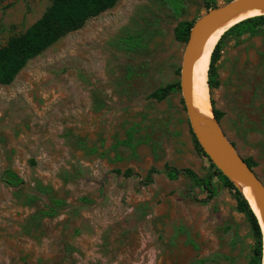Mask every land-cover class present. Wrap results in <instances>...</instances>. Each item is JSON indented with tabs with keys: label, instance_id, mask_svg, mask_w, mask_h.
Listing matches in <instances>:
<instances>
[{
	"label": "rangeland",
	"instance_id": "1",
	"mask_svg": "<svg viewBox=\"0 0 264 264\" xmlns=\"http://www.w3.org/2000/svg\"><path fill=\"white\" fill-rule=\"evenodd\" d=\"M50 1L0 0V46ZM211 1L231 0H118L0 84V264L257 258L245 213L199 151L180 86L152 95L179 85L187 40L176 27ZM215 65L213 117L264 181V31L225 36ZM165 164L213 176L215 195L201 202L203 187L169 178ZM7 171L23 184H7Z\"/></svg>",
	"mask_w": 264,
	"mask_h": 264
},
{
	"label": "trees",
	"instance_id": "2",
	"mask_svg": "<svg viewBox=\"0 0 264 264\" xmlns=\"http://www.w3.org/2000/svg\"><path fill=\"white\" fill-rule=\"evenodd\" d=\"M118 0H51L42 15L36 19L25 31L20 34L12 35L5 44L0 46V84L10 83L23 66L32 58L39 55L42 51L56 42L67 33L80 28L84 22L101 12L111 8ZM216 6L213 1L208 2L207 8ZM193 21H181L176 27L175 36L178 40H187ZM264 31V14L247 17L229 27L219 38L215 44L211 55L207 70V83L209 88L217 84L216 80V60L219 56L220 45L222 39L228 34L241 36L243 34L256 35ZM178 83H170L158 89L152 95L158 98L165 97L169 92L177 90ZM217 118L219 112L214 110ZM199 151L208 157L198 142ZM209 159V158H208ZM210 160V159H209ZM248 165L254 166L251 159L245 158ZM213 167H216L211 163ZM157 170L151 168L147 176L151 180V175ZM163 172L171 179H176L180 175H186L192 178L196 185L203 187L206 197L200 201L205 203L216 193L213 184V176L207 175L200 177L190 168H177L168 164L164 165ZM125 174H130V170H126ZM214 176L229 187L236 198L237 208L244 212L254 237L256 244L254 247V255L251 264H262L264 237L260 223L254 212L252 211L248 200L243 196L239 188L226 176L222 171L215 168ZM9 185L23 184L22 178L11 171L6 172L5 180Z\"/></svg>",
	"mask_w": 264,
	"mask_h": 264
},
{
	"label": "water",
	"instance_id": "3",
	"mask_svg": "<svg viewBox=\"0 0 264 264\" xmlns=\"http://www.w3.org/2000/svg\"><path fill=\"white\" fill-rule=\"evenodd\" d=\"M257 6L264 7V0H231L225 4L209 8L194 21L190 28L183 53L179 86L185 103L190 127L204 153L218 170L228 176L234 184L235 182L229 177V174L235 176L247 185L260 199L264 208V181L260 178L255 169L248 165L245 157L239 153L235 145L221 132L213 114V123L218 133L208 130L202 125L201 120L196 114L192 83L193 65L214 27L229 11L243 10ZM239 190L246 198L242 190L240 188ZM252 211L254 212L253 209ZM254 214L256 215L255 212Z\"/></svg>",
	"mask_w": 264,
	"mask_h": 264
},
{
	"label": "bare ground",
	"instance_id": "4",
	"mask_svg": "<svg viewBox=\"0 0 264 264\" xmlns=\"http://www.w3.org/2000/svg\"><path fill=\"white\" fill-rule=\"evenodd\" d=\"M264 14V7H249L243 10L229 11L221 21L214 27L209 36L207 37L203 48L197 57L192 72L193 93L195 97L196 114L201 120L202 125L215 133H218L212 118L209 91L207 83V70L210 61L211 52L221 37V35L233 24L243 20L247 17ZM229 177L235 182V184L242 190L246 196L251 208L257 215L260 223L263 237H264V208L260 199L251 191V189L245 185L241 180L233 175L229 174ZM262 264H264V244H263V256Z\"/></svg>",
	"mask_w": 264,
	"mask_h": 264
}]
</instances>
